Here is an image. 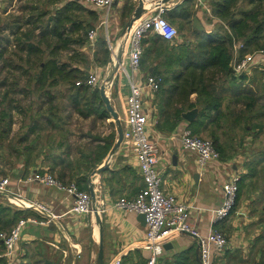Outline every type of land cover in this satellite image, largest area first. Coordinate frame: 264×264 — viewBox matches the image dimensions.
<instances>
[{"label":"crops","instance_id":"0c3cea01","mask_svg":"<svg viewBox=\"0 0 264 264\" xmlns=\"http://www.w3.org/2000/svg\"><path fill=\"white\" fill-rule=\"evenodd\" d=\"M121 1L117 0L111 7V15L116 20L109 30L113 39L122 28L116 15ZM167 1L170 7L182 2ZM190 8L191 20L201 29L210 31L221 22L212 14L211 0H190ZM197 41L192 33L185 36V42L192 47ZM241 45V39L233 40L231 67L236 59L256 51L240 53ZM96 48L97 45L94 51ZM99 63L94 64V69L105 71L107 63ZM232 70L231 74L217 78L215 91L206 97L209 106L203 108L204 114H200L203 104H199L184 109L179 117L174 115L180 103L165 107L168 94L162 91L145 94L144 104L151 120L149 134L158 149L157 168L163 189L191 205V222L201 233L221 229L226 234L224 247L210 248V256L216 263L254 264L264 261V80L261 79L264 56L254 53L253 61L245 69L234 71L232 67ZM63 90L65 97L60 111L67 114L57 111L28 115L24 119L10 116L9 130L17 131L24 125V131L14 141H9L7 150L0 144V172L8 174L13 181L34 170L49 171L64 183L75 181L88 191L91 177L92 204L98 210L75 215L68 211L70 203L63 190L37 181L22 183L26 197L42 201L57 217L50 223L27 224L17 246L18 256L22 252L25 258H33V264L41 258L55 260L58 264H95L101 237L103 264H111L117 255H121L123 264H147L150 250L142 244L145 222L140 221L138 212L124 211L114 205L118 197H131L143 187L136 157L122 143L109 157L114 141L109 146L106 138L115 130L111 127V113L105 118L82 116L69 104L68 96L74 88L66 85ZM196 96L192 92L189 100L195 101ZM110 97L123 124V94L116 88L115 96ZM218 99L219 108H215ZM46 102L47 99L43 100L42 105L46 106ZM193 108L197 109L195 116L192 120L186 119L182 113ZM87 120H91L95 128L89 131L74 128ZM99 123L105 124L104 130L97 128ZM67 125H71V129H66ZM186 125L214 142L219 151L218 159L209 161L203 168L198 166L196 154L181 145L180 135ZM1 139L4 137L0 136ZM83 139L93 144L88 151L77 148L76 143ZM99 166L103 167L101 171L94 172ZM196 171L197 179L194 178ZM232 173L240 175L235 206L228 216L215 220L213 209L221 203L222 183ZM168 242L170 245L163 246L155 264H200L195 237L181 233Z\"/></svg>","mask_w":264,"mask_h":264},{"label":"trees","instance_id":"16d2710c","mask_svg":"<svg viewBox=\"0 0 264 264\" xmlns=\"http://www.w3.org/2000/svg\"><path fill=\"white\" fill-rule=\"evenodd\" d=\"M42 1L46 7L38 9L35 14L29 13L25 17L15 15L11 20H5L2 23L0 29L5 33L0 36V63L4 62L7 49L12 46L11 51L18 54L19 59L27 65L24 69V72L28 73L27 82H33L35 90L43 89L49 102L53 99L49 88L63 82L70 88H74L68 100L75 111L82 116L96 115L99 118L110 116L101 100L98 87L91 88L83 82L76 84L78 79H84L88 73L76 62L80 56L79 47L88 42L87 31L99 21L100 10L92 8L83 0ZM129 1L126 0L123 4L122 16L133 9V4ZM241 3H246L247 7H241ZM263 4L264 0H211L212 14L221 22L210 31L201 28L192 29V34L198 38L195 47H192L191 43H186L185 38L176 40L174 37L168 40L171 41L172 47H178L179 51L168 60L169 64L174 63L175 66L165 71H160L158 65L145 67L144 55L147 48L143 46L141 69L144 72H152L161 76L158 91L168 94L165 107L174 106V102L180 103L175 107L174 115L179 117L184 109L199 104H203L200 114H204L203 108L209 106L206 97L215 91L217 78L233 72L229 62L232 57L234 39L242 40L240 53L264 50V13L261 14L259 10ZM50 5L54 6L51 11L48 7ZM32 8H37V6L33 5ZM81 13H85L87 17H81L79 15ZM192 13L190 0H182L180 4L173 5L164 11L167 19L186 22L191 20ZM148 35L143 38V45L148 42L150 36H154L152 39L154 42L164 39L155 32ZM95 45L97 48L93 58L95 61L106 64L110 50L103 34L99 33ZM17 65L21 66L20 63ZM29 68L34 69L33 73ZM5 83V80H2L0 85ZM8 91V88L5 89L2 100L6 98ZM19 91L22 92L24 89ZM192 92L197 95L193 102L189 100ZM219 100L214 103L215 108H219ZM52 106L51 103L49 108L51 109ZM8 125L9 120L0 127V136L7 134ZM192 130L195 132V129ZM106 139L110 146L115 139V130ZM239 184L240 179L238 191ZM79 187L87 189L82 185ZM0 201L6 202V204L0 203V229H10L21 216L40 217L32 208H17L1 195ZM1 249H3V243L0 239ZM35 263L58 264L57 261L46 258L37 259Z\"/></svg>","mask_w":264,"mask_h":264},{"label":"built area","instance_id":"2783aa9c","mask_svg":"<svg viewBox=\"0 0 264 264\" xmlns=\"http://www.w3.org/2000/svg\"><path fill=\"white\" fill-rule=\"evenodd\" d=\"M94 9L100 10L98 24L87 31V41L95 45L98 30L102 27L103 35L110 50L105 71L111 72L115 65L113 80L107 82L106 76L101 77V71L91 70L84 79H78L89 86H98L106 82V93L110 96L111 87L118 85L123 94L125 116L123 118L122 144L127 146L136 157L139 172L143 179V187L133 196H120L114 205L124 211L141 212L145 216V233L142 244L149 248L147 264H155L157 256L162 252L163 244L181 233H188L195 237L199 246L200 264L216 263L210 256L211 246L224 247L227 244L226 234L221 229H211L207 233L200 230L191 222V205L166 192L162 186V177L157 168L158 149L151 139L148 124L150 115L145 108L144 95L156 93L161 84V76L152 72L141 71V55L143 38L150 32L159 34L166 40L176 37L178 30L164 15L170 4L164 0H142L145 7L152 9L133 20L126 33L118 42L109 33V17L114 0H83ZM254 53L264 56V50ZM254 53L245 54L232 63L234 71H242L251 61ZM183 148L196 154L200 168L219 158V151L214 142L207 137L195 133L189 126H184L180 135ZM240 175L232 173L222 183L221 203L213 209L214 219L220 220L229 215L236 202ZM37 181L44 185L54 186L65 192V199L69 200L68 211L75 215H86L98 210L92 204L90 192L80 188L75 181L64 183L49 171L34 170L24 177H17L12 181L8 174L0 172V195L7 201L22 207L37 210L42 217L34 215L21 216L10 229L0 230L3 249L0 250V264H16L18 261L17 246L21 239L23 228L27 224L50 223L57 217L51 208L36 199H30L23 194L22 183ZM111 264H123L121 255H117ZM254 264H264L263 262Z\"/></svg>","mask_w":264,"mask_h":264},{"label":"rangeland","instance_id":"374dc122","mask_svg":"<svg viewBox=\"0 0 264 264\" xmlns=\"http://www.w3.org/2000/svg\"><path fill=\"white\" fill-rule=\"evenodd\" d=\"M126 0H122L120 6L116 9L118 16V21L121 27L125 24L127 19L131 16V13L134 9V7L137 5L138 0H130L129 3L133 4V9L131 12L127 13L126 15H121V10L123 7V4ZM42 0H0V27L2 26V23H4L5 20H11L15 15L25 17L29 13H36L38 9H42L43 7H46ZM168 2V1H167ZM170 4V3H169ZM25 5V6H24ZM35 5L37 8H32V6ZM5 6L8 7V9H3ZM50 11L53 10V5L48 6ZM241 7H247L246 3H241ZM113 8V7H112ZM259 10L261 14L264 13V4L259 7ZM112 13V9L110 10ZM81 17H87L85 13L79 14ZM168 20L174 24L178 30V33L175 37L176 40H182L185 38V36L189 33H192L191 30L194 28H199L197 25H195V20L187 21H181V20ZM114 16L110 15L109 17V30L112 29V27L115 24ZM98 23V22H97ZM96 23V24H97ZM98 32L102 35L103 30L102 27L99 28ZM5 31H2L0 29V36L4 35ZM152 32H150V35ZM148 35V36H150ZM151 38L148 40V42L145 43L144 47L147 48V52L145 53L144 57L146 59L145 67L146 66H154L158 65V67L161 70L170 69L175 66L174 63L169 64L171 56H174L178 53V47L175 48L172 47V44H170L171 41L161 39L157 42H154L152 39L154 36H150ZM94 46L90 45L88 42L83 44L80 48V56L78 60H76L77 64L82 66L86 71L89 73L91 69L93 70L95 68V63L99 64V62L95 61L93 57H95L94 54ZM43 47H45L43 45ZM12 46H9L6 52V59L1 64L0 63V82L2 80H5V84L0 85V127L7 123L10 116L16 115L21 116L22 119H24V116H30V115H41V114H50V113H56L59 111V113L67 114L65 111H60V107L63 104L65 94L63 93L64 87H66V83L60 82L58 85L49 88L52 95L53 100L52 102H49L46 93H43V89L35 90L33 88V82L28 83V73L24 72L25 67L27 65L24 61L20 60L18 57V54H14L11 51ZM161 61V63H160ZM174 62V61H173ZM17 63H20L21 66H18ZM160 63V65H159ZM35 68V67H33ZM29 68L31 70V73H33L34 69ZM87 73V74H88ZM109 73L107 71H101V77H107ZM261 79L264 80V73L261 76ZM261 81V80H259ZM13 82H16L13 84ZM7 87L9 89L8 95L4 100L3 99V92L5 91V88ZM93 87V86H91ZM99 89V85L96 86ZM28 88V89H27ZM118 89V86L116 83H114L111 87V93L112 97L115 96V89ZM20 89H24V91L20 92ZM26 90L28 92H26ZM47 99L46 106L42 105L43 100ZM52 103V108H49V105ZM119 109V107H118ZM122 110V109H121ZM72 111H70L69 114H71ZM121 112V115L123 117V112ZM119 116V115H118ZM112 118V116H111ZM121 120V118H120ZM82 121V120H81ZM91 120H87L84 122L77 123L74 128L78 131H84L87 129L88 131L92 128H95V126H92ZM108 125V124H107ZM68 127L66 129H71V125H67ZM105 124L99 123L98 127L99 129L104 130ZM111 127L115 129L116 132V124L113 120ZM24 125L20 126V128L16 130H9L6 135H4V139H1L0 144L1 147L5 148L7 150L9 141H14L19 135H22V132L24 131ZM111 128V129H112ZM22 129V131H20ZM15 131V132H14ZM88 143L90 145H88ZM92 142H88V139H83L81 143H76L77 148H80L84 151H88L90 147H93ZM95 145V144H94ZM0 203H5L4 201H0ZM4 230V229H0ZM20 245V244H19ZM23 245V244H21ZM33 258H25L23 256V253L19 252L18 261L16 264H31ZM33 264V263H32ZM39 264V263H35Z\"/></svg>","mask_w":264,"mask_h":264},{"label":"water","instance_id":"95a60500","mask_svg":"<svg viewBox=\"0 0 264 264\" xmlns=\"http://www.w3.org/2000/svg\"><path fill=\"white\" fill-rule=\"evenodd\" d=\"M116 1L117 0H114L113 3H116ZM164 1H166V0H164ZM151 9H152V6L145 7L143 5V1L139 0L137 5L134 7V9L131 13V16L127 19V21L125 22V24L121 28L119 34L115 38V41L118 42L119 39L121 37H123V35L126 33V31L128 30L129 26L131 25V23L133 22L134 19H136V18L140 17L141 15L149 12ZM108 62L111 63L110 58H109ZM115 71H116L115 65H113L111 72L106 77L107 82L113 80ZM99 92H100L101 100L103 101V103L105 105V108L111 113L112 118L116 124V137H115V140H114V142H113V144L109 150V153H108V156L110 157V155H112L116 151V149L120 146V144L122 142L123 126H122L121 120L118 116V113L112 104L111 97L106 93V82L105 81H102L100 83ZM196 111H197V109L193 108V109H189V110L183 112L182 114L186 119L192 120L193 117L195 116ZM102 166H99L97 169L94 170V172L101 171V169L103 168ZM198 174L199 173L197 171L194 173L195 179L198 178ZM92 175H93V173L91 174V176ZM89 192H90L91 198L93 199L94 198V190H93V184L91 182V177H89ZM138 214H139L138 218L140 219V221L145 222L144 214L141 212H139ZM97 221L100 223V219H97ZM168 245H170V243L168 241L163 244L164 247H167ZM102 257H103V246H102V239L100 237L95 264H103V258Z\"/></svg>","mask_w":264,"mask_h":264}]
</instances>
